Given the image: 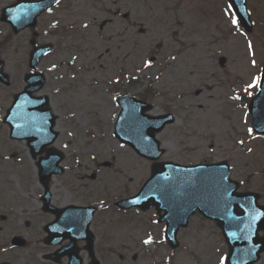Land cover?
Segmentation results:
<instances>
[{
	"label": "rangeland",
	"instance_id": "374dc122",
	"mask_svg": "<svg viewBox=\"0 0 264 264\" xmlns=\"http://www.w3.org/2000/svg\"><path fill=\"white\" fill-rule=\"evenodd\" d=\"M13 1L0 0V10ZM248 6L257 24L249 37L224 0H63L40 20V44L55 46L39 65L48 80L41 94L49 96L59 117L55 146L66 155L65 174L51 183L54 202L99 207L98 249L108 264H225L226 255L221 231L201 218L180 234L181 248L171 251L153 212L114 206L136 195L151 174V164L114 136L119 95L143 94L154 105L153 115H176V123L158 137L166 149L163 161L226 160L233 177L250 179L249 189L264 202V141H249L248 115L235 94L254 87L264 65V1L249 0ZM65 28L69 34L61 35ZM4 39L10 42L0 54L13 82L0 86V161L9 152L3 158L7 176L24 178L12 181L17 192L35 185L33 192L42 194L26 143H12L2 122L30 71L31 35L14 36L0 23ZM221 56L228 60L225 70ZM106 162L110 168L103 167Z\"/></svg>",
	"mask_w": 264,
	"mask_h": 264
},
{
	"label": "water",
	"instance_id": "95a60500",
	"mask_svg": "<svg viewBox=\"0 0 264 264\" xmlns=\"http://www.w3.org/2000/svg\"><path fill=\"white\" fill-rule=\"evenodd\" d=\"M57 0H41L32 7L33 14L19 11L15 13L9 21L14 22L16 31L27 26L34 27L35 19L45 10L51 7ZM241 25L251 31L252 25L247 12L246 0H228ZM25 17L21 25V17ZM22 27V28H21ZM50 47L37 48L32 54L31 66L36 69L41 58L49 53ZM225 65V60L222 61ZM0 63V80L8 83L7 76L3 74ZM29 86L25 92L16 97L14 107L9 112L8 119L13 129L15 139H26L35 154L42 153L48 145L53 144L59 134L54 132L57 116L48 108V98L41 97L35 101L32 99L33 92H39L46 84L42 74L30 75L26 78ZM261 97V98H260ZM260 104H264V72L262 76V90L259 95ZM122 107L119 120L116 125V136L123 144L130 145L135 151L151 160L158 161L165 151L160 149V142L156 135L164 128L174 123L173 115L152 117L146 113L153 107L130 96L119 99ZM255 113V112H254ZM264 115H254V125L257 129L264 131ZM264 133V132H263ZM64 156L60 152L52 149L48 152V158L40 164V176L44 185L55 174H62L63 169L60 163ZM230 170L226 163L215 165L182 166L174 163H155L152 168L151 178L145 183L139 194L129 200L118 203V207L124 210L139 207L143 211L156 208L159 215L162 212L159 222H166V238L173 249L178 248L177 234L181 227L188 226L189 219L199 211L204 217L214 220L223 230L225 236L230 231L232 236L237 235V230L227 225V217H240L234 222L244 221L243 226L245 239L247 242L239 243L240 251L246 254L245 258L234 262V253L229 259V264H254L260 259L264 252V241L257 237V231L264 229V216L262 208L257 205V198L249 195L237 196V184L229 179ZM236 194V195H235ZM47 197L49 195L47 194ZM242 202L241 212L236 210L238 203ZM235 204V205H234ZM230 205V208H229ZM229 209V214L227 210ZM71 208L70 214L78 215V223L87 228L90 235L89 249L93 250V236L89 232V226L93 218L95 209ZM87 217L85 224L83 218ZM242 232V233H243ZM247 245L246 247H244ZM237 250V249H236Z\"/></svg>",
	"mask_w": 264,
	"mask_h": 264
},
{
	"label": "flooded vegetation",
	"instance_id": "af4514ba",
	"mask_svg": "<svg viewBox=\"0 0 264 264\" xmlns=\"http://www.w3.org/2000/svg\"><path fill=\"white\" fill-rule=\"evenodd\" d=\"M4 47L6 44H0V49ZM253 94H250V99ZM247 99L242 98L245 105ZM38 161L39 158L34 160L36 165ZM22 180L21 177L7 176L0 162V264H72L74 259L75 264H92L87 250V232L69 237L68 230L75 226H65L64 223L56 228L59 233L55 235L56 215L44 211L43 195L39 192L30 193L23 189L22 193L17 192L12 181ZM8 187L11 188L10 192H7ZM30 196L35 198L24 199ZM51 204H56L53 196ZM92 230L96 236V257L101 264H106L98 249L100 242H103L100 225H93Z\"/></svg>",
	"mask_w": 264,
	"mask_h": 264
},
{
	"label": "snow or ice",
	"instance_id": "6c2138e0",
	"mask_svg": "<svg viewBox=\"0 0 264 264\" xmlns=\"http://www.w3.org/2000/svg\"><path fill=\"white\" fill-rule=\"evenodd\" d=\"M259 83V81H257V84Z\"/></svg>",
	"mask_w": 264,
	"mask_h": 264
}]
</instances>
